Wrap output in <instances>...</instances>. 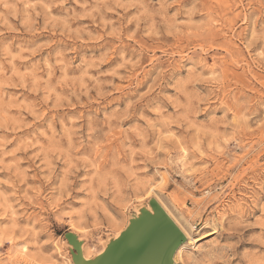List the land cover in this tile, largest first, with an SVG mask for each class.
<instances>
[{
  "label": "rangeland",
  "instance_id": "rangeland-1",
  "mask_svg": "<svg viewBox=\"0 0 264 264\" xmlns=\"http://www.w3.org/2000/svg\"><path fill=\"white\" fill-rule=\"evenodd\" d=\"M152 197L175 264H264V0H0V264H73L81 222L93 257Z\"/></svg>",
  "mask_w": 264,
  "mask_h": 264
},
{
  "label": "water",
  "instance_id": "water-1",
  "mask_svg": "<svg viewBox=\"0 0 264 264\" xmlns=\"http://www.w3.org/2000/svg\"><path fill=\"white\" fill-rule=\"evenodd\" d=\"M129 219L117 237L108 238L101 253L86 259L84 241L73 231L65 238L74 264H175L179 247L187 236L156 197L149 200Z\"/></svg>",
  "mask_w": 264,
  "mask_h": 264
},
{
  "label": "snow or ice",
  "instance_id": "snow-or-ice-1",
  "mask_svg": "<svg viewBox=\"0 0 264 264\" xmlns=\"http://www.w3.org/2000/svg\"><path fill=\"white\" fill-rule=\"evenodd\" d=\"M29 7H35V5H29ZM163 139L167 140V139H170V137H164ZM225 143H227V141H225ZM161 150H164V149H161ZM81 225H82L81 227H77L73 225V231L83 232L84 231L83 222H81ZM10 231H11L10 229L5 230L4 235L0 236V242H13V237L12 235L9 234ZM27 251H28L27 248L23 249V252L26 253ZM36 264H57V262L55 260H52L51 257H47L42 261L36 262ZM65 264H68V262L65 261Z\"/></svg>",
  "mask_w": 264,
  "mask_h": 264
},
{
  "label": "bare ground",
  "instance_id": "bare-ground-1",
  "mask_svg": "<svg viewBox=\"0 0 264 264\" xmlns=\"http://www.w3.org/2000/svg\"><path fill=\"white\" fill-rule=\"evenodd\" d=\"M153 191H154V190H153ZM155 194H156V193H155ZM156 198H157V197H156ZM161 202H162V201H161ZM146 207H148V209H150V205H149V203L146 205ZM163 207H164L165 210L171 215V217L174 219L175 217H174L173 214L167 209V207L165 206V204H163ZM174 220L177 222V224H179V226L181 227V229L185 232L187 238H189V240L187 239L188 242L186 241L185 243H183V244L179 247V249H178L177 252H176V255H177L178 253L181 252V250H182L184 247H186L187 243H190L191 240L193 241V238H192V235H191V233H190L189 231H187L186 229H184V228L182 227V225H181L176 219H174ZM121 231H122V230H120L117 234H115L114 237H117V236L120 234ZM75 233H76V232H75ZM76 234H77V233H76ZM77 235H78L79 240L84 241V240L80 237L79 234H77ZM84 245H85V243H83V254H84V256H85L86 259H90L92 256H90V257H86L85 252H84ZM103 249H104V248H103ZM103 249L100 250L99 252H97V254L101 253V251H103ZM97 254H95V255H97ZM176 255H175V259H176ZM71 259H72V255H71ZM72 261H73V260H72ZM68 264H69V263H68ZM73 264H74V263H73Z\"/></svg>",
  "mask_w": 264,
  "mask_h": 264
}]
</instances>
